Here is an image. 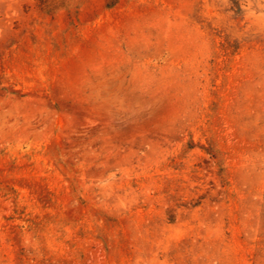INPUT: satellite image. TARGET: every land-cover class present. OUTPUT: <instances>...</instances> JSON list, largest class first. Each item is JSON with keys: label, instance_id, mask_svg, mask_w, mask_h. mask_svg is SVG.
Here are the masks:
<instances>
[{"label": "rangeland", "instance_id": "374dc122", "mask_svg": "<svg viewBox=\"0 0 264 264\" xmlns=\"http://www.w3.org/2000/svg\"><path fill=\"white\" fill-rule=\"evenodd\" d=\"M0 264H264V0H0Z\"/></svg>", "mask_w": 264, "mask_h": 264}]
</instances>
